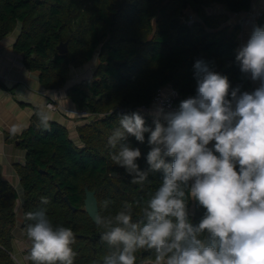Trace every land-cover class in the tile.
Masks as SVG:
<instances>
[{
  "label": "trees",
  "instance_id": "16d2710c",
  "mask_svg": "<svg viewBox=\"0 0 264 264\" xmlns=\"http://www.w3.org/2000/svg\"><path fill=\"white\" fill-rule=\"evenodd\" d=\"M251 2L0 0V40L18 30L13 50L21 55L23 67L37 74L45 91L63 89L73 76L72 71L96 60L84 79L66 88L74 107L87 115L83 117L85 124L76 128L78 144L70 139L67 128L56 122L49 120V129L45 130L37 109L32 116L36 128L29 126L12 137L25 153L23 163L15 166L18 190L0 172V264H17L11 255L18 199L20 230L25 239L27 225L33 223L25 214L44 208L54 227H68L74 232V264H103L110 249L101 240L103 229L84 212V189L95 192L99 215L114 216L128 202L133 206L135 222L142 218L143 203L163 178L162 172L153 173L142 185L133 184L125 169L113 162L111 156L119 146L111 148L108 138L119 127V114L150 107L156 91L163 87L175 89L181 100L195 96L193 66L197 60L206 61L227 76L233 88L253 91L250 79L236 62L240 25L221 23L227 13L248 11ZM214 5L223 6L224 13H207L206 9ZM187 10L197 16L190 24ZM261 13L255 22L264 26V6ZM63 42L67 43V52L59 55L57 46ZM143 115L151 126L152 117ZM148 135L145 134L144 143L131 136L127 140L141 151V169L147 167ZM42 197L47 198V204L41 203ZM105 200L110 201L107 208ZM188 211L195 225L206 210L190 199ZM26 254L29 264H34L29 258L30 249ZM136 257V264H155L152 250L140 249Z\"/></svg>",
  "mask_w": 264,
  "mask_h": 264
},
{
  "label": "clouds",
  "instance_id": "9594fccd",
  "mask_svg": "<svg viewBox=\"0 0 264 264\" xmlns=\"http://www.w3.org/2000/svg\"><path fill=\"white\" fill-rule=\"evenodd\" d=\"M236 62L259 87L241 92L227 76L197 60L195 96L174 108L156 105L149 112L151 126L140 111L119 114V127L108 138L111 148L119 146L113 162L133 184L142 185L153 173L162 172L163 178L143 203L141 219L133 221L128 202L114 216L97 214L101 240L110 249L103 264H136L140 249L152 250L155 264H264V26L252 27ZM37 115L48 130L49 116ZM18 131L12 126L10 134ZM146 133L150 151L141 169V151L127 140L131 136L144 143ZM190 199L206 210L195 225ZM41 203L47 204V198ZM109 203L105 200L104 207ZM25 217L33 221L26 232L34 264H74L71 228L54 227L44 208Z\"/></svg>",
  "mask_w": 264,
  "mask_h": 264
},
{
  "label": "crops",
  "instance_id": "0c3cea01",
  "mask_svg": "<svg viewBox=\"0 0 264 264\" xmlns=\"http://www.w3.org/2000/svg\"><path fill=\"white\" fill-rule=\"evenodd\" d=\"M263 6L264 0H252L248 11L238 14H228V19L232 21V24L240 25L237 36L238 48L247 42L252 27L256 25L253 16ZM232 16L234 17L232 18ZM233 19L236 20L234 21ZM17 34L18 30L16 29L13 33L8 34L0 40V172L2 178L16 190L19 189V180L15 166L23 163L25 152L17 148L12 137L19 135L31 126L35 109L45 112L49 116V120L67 128V131H72L76 125L85 124L83 117H74L80 111L74 107L75 105L66 94V88L75 81L67 82V85L63 89L45 91L38 82L37 74L27 71L23 67L21 55L13 50V43ZM246 75L250 79L253 90L259 87V81H253L250 73H246ZM47 99L53 101L67 112L57 113L48 111L45 108ZM154 107V105L151 106L147 112L148 116L152 117L149 115V112ZM69 111L75 113V115H70ZM12 126H17L20 129L15 135L10 134ZM73 134H75V137ZM70 135H73L70 138L73 141L77 139L75 130ZM213 144L214 142H210L208 147L211 148Z\"/></svg>",
  "mask_w": 264,
  "mask_h": 264
},
{
  "label": "rangeland",
  "instance_id": "374dc122",
  "mask_svg": "<svg viewBox=\"0 0 264 264\" xmlns=\"http://www.w3.org/2000/svg\"><path fill=\"white\" fill-rule=\"evenodd\" d=\"M206 12L210 13V14L224 13V7L221 6V5H214V6L210 7V8H207ZM185 13H186V16L188 18L189 17H192L193 19L197 18V16L194 13H191L189 10L185 11ZM228 14H230V13L226 14L227 15V19L225 21H222L221 23H222V25L232 26L233 24H232V21L228 19ZM233 17L234 16H232V18ZM234 23H238V22H234ZM95 63H96V60L94 59L92 62H90L84 68L79 69L78 71L75 70L76 72L72 71L73 76L71 75L69 81H75V83H76V81H81L82 79H84V77L88 75V72L95 67ZM69 114L72 115V116L75 115V113H73V112H71ZM74 117L78 118L79 116L77 115V116H74ZM78 121H80V120H78ZM78 126L79 125H76V127L73 128V130L76 131V128ZM72 131L68 130L70 138H72L73 135L75 137V134L70 135ZM75 141H76L75 143L78 144V142H77L78 138ZM20 203H21V199H18V203H17V206H16L17 223H16V225H15V227L13 229V242H12L13 251H12V255L11 256H12V259L17 264H29L28 256L26 254V251L31 249V241L28 240V239H25L23 232L20 230Z\"/></svg>",
  "mask_w": 264,
  "mask_h": 264
},
{
  "label": "built area",
  "instance_id": "2783aa9c",
  "mask_svg": "<svg viewBox=\"0 0 264 264\" xmlns=\"http://www.w3.org/2000/svg\"><path fill=\"white\" fill-rule=\"evenodd\" d=\"M261 10H258L255 12L253 18L254 21H256V19H258L261 16ZM192 17H189L187 19V23L190 24L192 22ZM0 76H1V72H0ZM189 96L184 97L183 99L187 98ZM182 99V100H183ZM179 100H181L179 93L171 88V87H163L160 88L156 91L153 99H152V103L150 105V107H141L139 109H137L136 111H140L142 114H147V112L150 110L151 106H156V105H160L163 104L165 106V108H169V107H176L179 104ZM45 108L50 111V112H62L64 111L65 113L67 111L63 110L62 107H60L59 105L55 104L53 101H50L48 99V101L45 103ZM69 113H71L69 111ZM79 117H86V113L84 112H80L78 114ZM90 118L87 119V121H89ZM213 143V142H212Z\"/></svg>",
  "mask_w": 264,
  "mask_h": 264
},
{
  "label": "water",
  "instance_id": "95a60500",
  "mask_svg": "<svg viewBox=\"0 0 264 264\" xmlns=\"http://www.w3.org/2000/svg\"><path fill=\"white\" fill-rule=\"evenodd\" d=\"M57 52L59 55H63L67 52V43H59L57 46ZM31 126L35 129L36 125L35 123H31ZM112 176L116 177L115 174ZM64 202L67 204L68 207H70V204L67 200V198H64ZM83 204H84V212L87 214V216L90 218V220L95 223V217L97 216L98 213V203L97 199L95 197V192L90 191L87 188L84 189V199H83ZM74 211V209L72 208Z\"/></svg>",
  "mask_w": 264,
  "mask_h": 264
},
{
  "label": "bare ground",
  "instance_id": "6f19581e",
  "mask_svg": "<svg viewBox=\"0 0 264 264\" xmlns=\"http://www.w3.org/2000/svg\"><path fill=\"white\" fill-rule=\"evenodd\" d=\"M185 21V20H184Z\"/></svg>",
  "mask_w": 264,
  "mask_h": 264
}]
</instances>
